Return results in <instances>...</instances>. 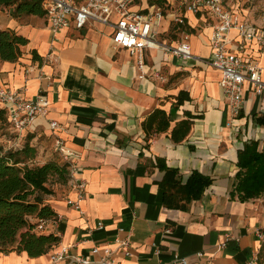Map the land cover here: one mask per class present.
<instances>
[{
	"label": "crops",
	"instance_id": "crops-1",
	"mask_svg": "<svg viewBox=\"0 0 264 264\" xmlns=\"http://www.w3.org/2000/svg\"><path fill=\"white\" fill-rule=\"evenodd\" d=\"M139 5L146 7L147 0ZM11 10L0 6V28L13 29L28 43L17 61H0V83L21 88L28 98L43 91L49 102L47 118L59 123L56 133L79 154L78 176L85 180V197L79 202L83 213L66 204L67 197H75L69 184L63 198L51 204L59 216V242L52 249L70 246L71 254L89 255L95 261L111 249L108 264H162L177 256L186 257L189 264H247L262 242L256 231L264 228V195L240 202L229 198V190L237 150L257 141L258 150L264 151V124L256 121L264 117V99L245 85L242 113L229 123L218 86L220 73L205 62L211 54L209 17L185 10L179 0L175 15L194 29L182 38L192 57L183 60L154 47L146 52L144 75L139 78L141 72L128 53L112 48L111 26L93 21L81 29L63 27L51 41L43 17L17 19ZM172 23L169 17L159 22L157 39ZM182 40L158 39L170 48ZM32 49L41 61L32 59ZM258 56L264 65V55ZM261 75L264 78V71ZM182 89L190 100L173 113L171 126L183 118V110L201 116L193 119L189 133L178 143L168 131L146 141L141 122L155 108L169 113ZM33 129L31 145L43 137L51 139L46 119H37ZM155 157L177 168L183 181L196 170L212 183L187 210L167 208L159 187L164 173L153 166ZM98 221L104 223L103 229L96 228ZM116 238L128 243L129 254ZM223 240L225 246L218 248ZM93 246L99 252L90 254ZM0 264L53 263L49 253L29 258L26 252H10L0 254Z\"/></svg>",
	"mask_w": 264,
	"mask_h": 264
},
{
	"label": "built area",
	"instance_id": "built-area-1",
	"mask_svg": "<svg viewBox=\"0 0 264 264\" xmlns=\"http://www.w3.org/2000/svg\"><path fill=\"white\" fill-rule=\"evenodd\" d=\"M140 2L141 0H41V5L45 11L43 18L51 41L63 27L81 29L93 21L111 26L112 48L125 50L141 72L138 77L142 78L146 52L154 47L170 50L183 60L190 59L192 54L190 45L185 40L170 48L157 39L156 26L162 19L169 17L171 21L184 23L183 18L169 11L163 13L160 6L150 5L148 0V5L142 8ZM180 4L185 10L193 14L207 15L211 20V54L205 62L220 73L218 86L228 107L231 124L242 113L245 85L255 96L264 99V78L261 75L264 65H261L258 59V55H264V25L258 26L248 20L247 10L237 0H180ZM182 32L186 39L187 33ZM250 47H253V52L248 50ZM0 110L5 118V121H0V146L7 150L16 149L21 145L25 135L34 131L37 119H46L53 150L67 164L68 184L75 193L73 199H65L66 204L83 213L79 202L85 197V180L78 176L80 156L77 152L69 150L64 140L56 133L59 123L47 118L49 102L43 91L40 90L33 98H28L21 88L12 89L0 83ZM58 222V215L50 219H40L35 230H49L56 235ZM96 228L103 229L104 223L98 221ZM166 231L169 232V229ZM256 234L264 241V228L258 229ZM115 241L129 254L125 240L119 241L116 238ZM225 244L226 240H223L218 244V248L224 247ZM97 252L98 246H93L90 250V254ZM112 252L111 249H105V254L95 261L89 255H73L70 253V246H62L49 252V260L53 264H108ZM198 255L201 256L200 253ZM162 264L189 262L186 257L177 256L171 262ZM247 264H256V255Z\"/></svg>",
	"mask_w": 264,
	"mask_h": 264
},
{
	"label": "trees",
	"instance_id": "trees-1",
	"mask_svg": "<svg viewBox=\"0 0 264 264\" xmlns=\"http://www.w3.org/2000/svg\"><path fill=\"white\" fill-rule=\"evenodd\" d=\"M148 3L160 6L163 13L167 12L169 5L167 0H148ZM0 6L10 7L11 15L17 19L28 15L43 17L45 14L41 0H0ZM183 21L185 22V18ZM172 28L188 34L194 32L189 25L175 21ZM27 43L28 39L13 29L0 28V61H17L23 53L21 47ZM31 56L34 60L42 59L35 49L31 50ZM174 99L169 113L162 108H155L141 122L146 141L154 134L168 131L172 142L178 143L189 133L193 119L201 116L183 110V118L171 126L174 121L173 113L185 101H189L190 96L182 89ZM0 121H5L2 110ZM83 121L90 123L89 119ZM256 121L264 124V117H258ZM31 138V134H26L16 149L7 150L0 146V254L26 252L29 258H35L49 253L59 242L57 235L38 232L35 227L38 220L57 215L44 196L53 193L47 185L51 176L56 175L68 184L67 164L46 162L28 166L23 163L36 152V147L30 144ZM257 145V141H250L237 150V170L229 190L230 199L245 202L264 195V151L258 150ZM153 166L164 173L159 187L162 189V202L167 208L187 210L190 203L200 199L204 190L212 183L208 175L196 170L183 181L178 169L168 166L160 157L154 158ZM261 257H264V241L256 253V264Z\"/></svg>",
	"mask_w": 264,
	"mask_h": 264
},
{
	"label": "rangeland",
	"instance_id": "rangeland-1",
	"mask_svg": "<svg viewBox=\"0 0 264 264\" xmlns=\"http://www.w3.org/2000/svg\"><path fill=\"white\" fill-rule=\"evenodd\" d=\"M170 1V3H169ZM238 3L244 7L245 10L248 12V18L256 23L257 25L264 24V0H237ZM139 2V0H138ZM168 7L167 11L170 13L177 14L179 13V0H168ZM173 23L171 24L168 32L163 33L162 36L160 35L158 39H166L168 42H173L177 40H182L184 38L183 34L179 30H175L172 28ZM106 31V29H105ZM36 147L35 155L32 158H27L24 160L23 163L27 164L28 166H35L41 165L46 162H56L57 164H62L63 161L59 155H57L53 150L52 140L43 137L41 140L38 141ZM47 185L53 191L51 195L44 196L46 198V202L52 204L55 200L62 199L66 189L67 183L63 181L62 178L53 175L49 178ZM38 232H45V231H38ZM258 264H264V257H261Z\"/></svg>",
	"mask_w": 264,
	"mask_h": 264
}]
</instances>
